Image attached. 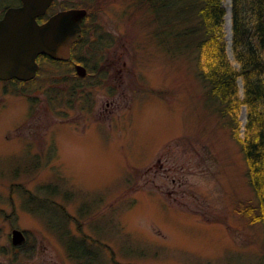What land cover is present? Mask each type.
Wrapping results in <instances>:
<instances>
[{"label":"rangeland","instance_id":"374dc122","mask_svg":"<svg viewBox=\"0 0 264 264\" xmlns=\"http://www.w3.org/2000/svg\"><path fill=\"white\" fill-rule=\"evenodd\" d=\"M57 2L92 6L87 26L108 40L106 76L89 109L52 106L45 87L56 66L43 63L25 88L0 79V264H264L263 224L234 210L254 199L245 159L191 57L154 38L135 0ZM223 5L237 66L232 0ZM239 120L242 133L244 105ZM16 184L63 207L68 215L41 202L66 235L23 204ZM13 227L24 231L22 245L12 244ZM79 247L85 258L75 263L67 249Z\"/></svg>","mask_w":264,"mask_h":264},{"label":"trees","instance_id":"16d2710c","mask_svg":"<svg viewBox=\"0 0 264 264\" xmlns=\"http://www.w3.org/2000/svg\"><path fill=\"white\" fill-rule=\"evenodd\" d=\"M56 3L57 0H54L50 12L57 9ZM135 3L136 7H143L149 13L148 25H154V38L168 51L188 55L194 61L196 74L205 86L207 101L234 134L246 162V176L253 189L254 199H238L234 210L249 223L261 222L264 231V0H232L231 47L237 66L227 55L223 33V0H135ZM76 5L79 4L67 2L59 7ZM82 7L87 9V13L81 21L76 40L71 43L70 56L67 59L40 53L37 56L39 66L34 77L27 80L16 77L1 80L12 83L15 87L17 84L25 88L27 84L37 81L43 63L53 68L56 66L57 70L53 69L49 75L51 83L45 87L52 106L64 104L70 108L79 101L81 108L89 109L93 101V87L102 84L106 76L101 62L108 40L99 28L87 26V21L92 18V6ZM93 31L95 38H92ZM89 38H92L90 43ZM76 62L85 65V74L77 73L74 69ZM68 64L73 68H69V73L60 68ZM238 78L242 80V95ZM59 80H62V85H59ZM243 105L246 109V120L241 133L239 113ZM61 108L64 115L66 112L63 106L59 107ZM16 185L19 190H23V204L28 209L37 212L51 229L60 227L51 222L52 216L48 218V212L42 209L41 202L48 201L54 208L60 204L56 206L48 194L41 198ZM49 193L53 194L54 189ZM36 200L39 202L35 206L31 201ZM59 210L64 211L62 206H59ZM63 213L67 214L65 211ZM60 228L65 231L60 233L66 235L67 230L63 226ZM81 250L82 247L78 250L67 249L75 263L84 261L85 255Z\"/></svg>","mask_w":264,"mask_h":264},{"label":"water","instance_id":"95a60500","mask_svg":"<svg viewBox=\"0 0 264 264\" xmlns=\"http://www.w3.org/2000/svg\"><path fill=\"white\" fill-rule=\"evenodd\" d=\"M51 1L21 0L19 6L8 7L0 18V79H31L38 69L36 57L42 52L58 59L70 56L71 43L77 38L87 10L80 6L63 8L38 22L36 16ZM75 69L79 74L85 73L81 63H76ZM24 239L23 230L11 229L13 243Z\"/></svg>","mask_w":264,"mask_h":264},{"label":"flooded vegetation","instance_id":"af4514ba","mask_svg":"<svg viewBox=\"0 0 264 264\" xmlns=\"http://www.w3.org/2000/svg\"><path fill=\"white\" fill-rule=\"evenodd\" d=\"M53 2H54V0H52L51 2H50V4L47 6V8H46V10L43 12V13H41V14H39V15H37L36 16V19H37V21L38 22H42V21H44L50 14H52V13H54L55 11H57V10H59V9H63V8H68V7H63V8H60V7H58L57 9H54L53 11H49V9H50V7L52 6V4H53ZM21 4V0H0V18L3 16V14H4V12L6 11V9L8 8V7H15V6H19ZM70 7H72V6H70ZM87 10V9H86ZM87 13V12H86ZM43 16H45V17H43ZM43 53V52H42ZM40 54V53H39ZM38 54V55H39ZM46 54V53H45ZM37 55V56H38ZM48 55V54H47ZM36 60H37V57H36ZM38 62V61H37ZM77 63V62H76ZM76 63H74V67H75V64ZM78 63H80V62H78ZM82 64V63H81ZM84 65V64H83ZM38 66H39V63H38ZM85 66V65H84ZM85 73H86V67H85ZM84 73V74H85ZM25 234V233H24ZM26 240V235H25V239L21 242V243H17V244H15V243H13L12 241V244H14V245H22L23 243H24V241Z\"/></svg>","mask_w":264,"mask_h":264}]
</instances>
